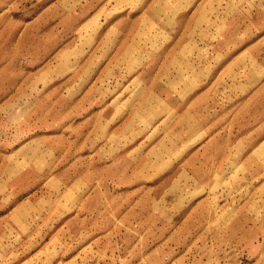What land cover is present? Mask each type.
Masks as SVG:
<instances>
[{
  "label": "rangeland",
  "instance_id": "1",
  "mask_svg": "<svg viewBox=\"0 0 264 264\" xmlns=\"http://www.w3.org/2000/svg\"><path fill=\"white\" fill-rule=\"evenodd\" d=\"M244 1L0 0V264H264Z\"/></svg>",
  "mask_w": 264,
  "mask_h": 264
},
{
  "label": "crops",
  "instance_id": "2",
  "mask_svg": "<svg viewBox=\"0 0 264 264\" xmlns=\"http://www.w3.org/2000/svg\"><path fill=\"white\" fill-rule=\"evenodd\" d=\"M244 2H246V4H250L252 7H253V5H254V0L253 1H251L250 3H248L247 1H244ZM258 8H259V6H260V2H259V0H257V5H256ZM245 7L247 8V6H244V8L242 9V13L245 11ZM247 10V9H246ZM236 144L239 146V147H241V146H243V147H250V145L249 144H245L244 143V140L241 138V139H239V140H236ZM236 144H234V145H236ZM234 145H232V146H234ZM253 147V146H252ZM185 155H183L182 157H184ZM181 157V158H182ZM192 158V157H191Z\"/></svg>",
  "mask_w": 264,
  "mask_h": 264
}]
</instances>
